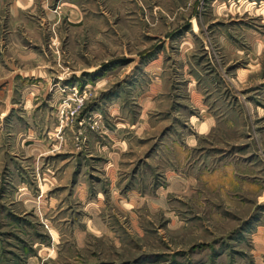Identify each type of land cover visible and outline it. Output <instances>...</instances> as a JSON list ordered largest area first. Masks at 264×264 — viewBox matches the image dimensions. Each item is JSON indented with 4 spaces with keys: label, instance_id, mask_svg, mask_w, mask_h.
Instances as JSON below:
<instances>
[{
    "label": "rangeland",
    "instance_id": "rangeland-1",
    "mask_svg": "<svg viewBox=\"0 0 264 264\" xmlns=\"http://www.w3.org/2000/svg\"><path fill=\"white\" fill-rule=\"evenodd\" d=\"M0 264H264V0H0Z\"/></svg>",
    "mask_w": 264,
    "mask_h": 264
}]
</instances>
